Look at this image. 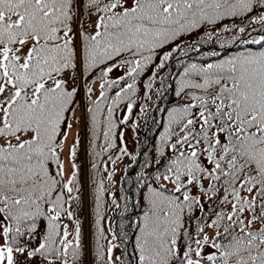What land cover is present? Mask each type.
<instances>
[{
    "label": "snow or ice",
    "instance_id": "snow-or-ice-1",
    "mask_svg": "<svg viewBox=\"0 0 264 264\" xmlns=\"http://www.w3.org/2000/svg\"><path fill=\"white\" fill-rule=\"evenodd\" d=\"M256 26L264 33V0H0V264H264V34L233 36L259 50L202 51ZM192 51L199 62L178 63L154 156L137 176L131 251L123 223L119 233L102 227L106 192L121 208L104 178L85 250L73 211L78 135L69 169L60 156L77 95L88 96L95 155L118 148L115 164L128 155L114 142L124 143L115 109L125 104L126 124L138 83L150 98L158 71Z\"/></svg>",
    "mask_w": 264,
    "mask_h": 264
},
{
    "label": "trees",
    "instance_id": "trees-1",
    "mask_svg": "<svg viewBox=\"0 0 264 264\" xmlns=\"http://www.w3.org/2000/svg\"><path fill=\"white\" fill-rule=\"evenodd\" d=\"M225 23L231 24V21H225ZM237 23H239V21H237ZM261 34L264 33L261 32L259 26H256L255 32H253L251 28H248L245 34H240L238 31L222 33L221 40L225 43V48H220L219 43L210 42L208 45H204L202 47V51L215 50L220 52L223 56L235 55L238 52L248 48H251L252 50H259V45L244 44L241 43L240 40H251L254 38H259V35ZM233 36L240 37V40L233 41ZM195 39V36L188 37L185 40V44ZM200 55V53L192 51L189 52L187 56L177 55L175 58H171L166 63L165 68L158 71V75L150 91V98H144V92L146 90L144 89L142 82L138 83L137 94L132 97V99L135 100L136 103L133 107L132 112L129 114V118L126 124H119V120L123 118L120 116V110L125 106V104L122 103L115 109L114 119L118 124V128L116 130L117 134L119 132H122L125 128L128 129L132 132V134H130L132 136L130 139L133 140V142L137 141V147L135 153L133 154V156H136V160H129V162H127V164L125 165L123 173L120 175L119 180H113L111 184L106 179V173L110 170L120 169L125 164L126 160L121 157L115 164H112V162L108 160L109 155H111L113 159H115V157L119 155L118 148H113L109 150L108 153L103 154L99 157L95 155V151H98L99 149H94L92 146L93 137L91 134L90 114L88 112V108L90 107L88 96L85 95L83 91H81L80 94L77 95L76 103L78 107H76L75 109V120L79 124V129H81V123H84L83 126H85V133H83L81 130H78L79 144L76 147V157L74 161H76V165L78 166L79 170L77 179L79 184L81 185V199L80 201L74 203L73 211L74 218H76L81 224L82 242L85 246V250L88 242L92 244V248L94 249L95 183L101 178H104L105 187L112 193H116V201L121 205V208L116 209L111 206L110 198L106 192L104 197L102 198L104 203V207L101 210L103 214V220L101 222L102 227L106 232L109 227H111L115 232L119 233L120 224L123 223L125 225L124 230L129 234L127 247L129 251H131V247L134 242L131 222L134 221L140 214V209L135 207L137 201L141 199L139 189L137 187V176L138 174L144 172L145 169L143 165L145 164V161L154 156V145L159 137V133L163 130L162 124L156 122H162V118L166 115V113L162 112L161 109H166L167 107H169L171 102L174 100L175 80L177 78V74L182 71V68L178 67V63L180 61H183L185 64L189 62H199ZM150 75L151 71H148L142 79L147 80ZM161 78H163L164 80L163 86H161ZM92 87V99H95L96 95H98L99 92V85L93 84ZM158 90H161L162 94L158 95ZM111 94L114 93H110V95ZM82 106L84 107V120L82 118V110H80ZM141 107L145 109L143 112L141 111ZM133 125H135L136 127L133 128ZM133 133H135V136H133ZM114 142L118 146H121L118 135L116 138H114ZM97 143H103V141L97 140ZM82 155L83 158L85 155H87L88 157V162L86 165H83ZM94 163L97 165V168L95 169L92 167ZM104 169H107V171H104ZM85 171L86 178L84 175ZM86 180L89 186L88 218H86V212L84 211V184ZM122 195L127 196L128 204V211L125 212L123 217H121L119 214L123 210V206L125 204V201L121 199ZM117 199H119L120 201H118ZM81 213H83V216L80 215ZM88 238L89 241H87ZM84 261L86 263L87 256H84Z\"/></svg>",
    "mask_w": 264,
    "mask_h": 264
},
{
    "label": "rangeland",
    "instance_id": "rangeland-1",
    "mask_svg": "<svg viewBox=\"0 0 264 264\" xmlns=\"http://www.w3.org/2000/svg\"><path fill=\"white\" fill-rule=\"evenodd\" d=\"M114 74H117V73H114ZM71 123H72L71 129L70 130L66 129V131L68 132V136H67V139L64 141V148L61 150L62 158H63L62 161L65 165L66 170L69 169L70 167L69 148L76 140V132H77V124L75 120H72ZM71 229H74V225L72 224H70V230Z\"/></svg>",
    "mask_w": 264,
    "mask_h": 264
}]
</instances>
